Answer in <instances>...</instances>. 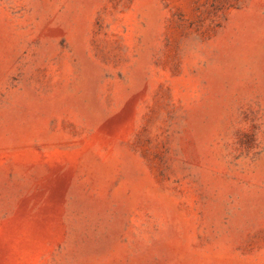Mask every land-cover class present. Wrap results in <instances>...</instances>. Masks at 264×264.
<instances>
[{
	"label": "rangeland",
	"instance_id": "rangeland-1",
	"mask_svg": "<svg viewBox=\"0 0 264 264\" xmlns=\"http://www.w3.org/2000/svg\"><path fill=\"white\" fill-rule=\"evenodd\" d=\"M0 264H264V0H0Z\"/></svg>",
	"mask_w": 264,
	"mask_h": 264
}]
</instances>
